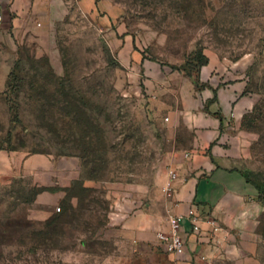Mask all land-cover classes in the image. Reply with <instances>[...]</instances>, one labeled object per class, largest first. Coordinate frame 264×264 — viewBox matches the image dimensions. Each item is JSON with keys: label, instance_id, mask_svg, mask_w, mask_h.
I'll return each mask as SVG.
<instances>
[{"label": "rangeland", "instance_id": "rangeland-1", "mask_svg": "<svg viewBox=\"0 0 264 264\" xmlns=\"http://www.w3.org/2000/svg\"><path fill=\"white\" fill-rule=\"evenodd\" d=\"M48 22L0 53V152L47 159L0 180V264H113V205L165 170L139 60L195 74L209 54L256 96L228 136L257 225L227 264H264V0H98Z\"/></svg>", "mask_w": 264, "mask_h": 264}, {"label": "crops", "instance_id": "crops-1", "mask_svg": "<svg viewBox=\"0 0 264 264\" xmlns=\"http://www.w3.org/2000/svg\"><path fill=\"white\" fill-rule=\"evenodd\" d=\"M72 7L97 12L98 0H0V53L16 51L36 24L45 25ZM139 66L155 95L165 170L153 186L131 190L113 205L122 214L111 220L117 227L113 264H227L257 225L249 211L259 206L258 192L241 170L228 136L254 106L255 93L240 66L212 54L195 74L181 64L149 59H140ZM46 163L41 155L19 158L0 152V180ZM169 168L177 177L165 194ZM191 208L200 216V230L192 231L185 222V253L166 252L156 232L168 229L170 216Z\"/></svg>", "mask_w": 264, "mask_h": 264}, {"label": "built area", "instance_id": "built-area-1", "mask_svg": "<svg viewBox=\"0 0 264 264\" xmlns=\"http://www.w3.org/2000/svg\"><path fill=\"white\" fill-rule=\"evenodd\" d=\"M2 24V15L0 14V28ZM168 179L162 187V190L165 194H169L171 191V183L177 177L176 171L173 168L167 170ZM60 208L57 207V210ZM118 217H122V214H119V210H112L110 219L114 220ZM200 216L198 212L191 208L185 215H172L168 219V229L159 230L156 232L157 240L162 244L166 252H173L177 255H182L185 253V241L183 238V225L185 222L190 224L192 231L200 230ZM216 229V227L214 228ZM203 264H209L205 262Z\"/></svg>", "mask_w": 264, "mask_h": 264}, {"label": "trees", "instance_id": "trees-1", "mask_svg": "<svg viewBox=\"0 0 264 264\" xmlns=\"http://www.w3.org/2000/svg\"><path fill=\"white\" fill-rule=\"evenodd\" d=\"M206 61H207V58L205 57V58H204V61L201 63V65L204 64V63H206ZM183 69H184L185 71H187L189 74L191 73V70H190V69H187L185 66H183ZM198 69H199V67L196 68V72L198 71ZM259 189H261V188H259ZM263 189H264V184H263Z\"/></svg>", "mask_w": 264, "mask_h": 264}]
</instances>
